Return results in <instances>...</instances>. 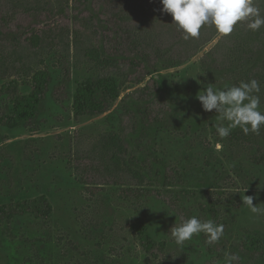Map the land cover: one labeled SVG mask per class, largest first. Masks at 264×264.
Wrapping results in <instances>:
<instances>
[{
  "label": "rangeland",
  "instance_id": "obj_1",
  "mask_svg": "<svg viewBox=\"0 0 264 264\" xmlns=\"http://www.w3.org/2000/svg\"><path fill=\"white\" fill-rule=\"evenodd\" d=\"M87 10L86 15L94 19L100 29L106 27L100 23L101 17L96 10ZM71 18L22 17L16 24L24 29L33 27L46 30L54 28L55 24H69L71 27ZM218 40L206 46L185 65L161 70L120 94L116 105L136 88L144 87L150 79H154L158 83L154 99L163 96L169 102L170 113L167 114L166 123L170 131L180 136L189 132L186 139L169 134L161 137L155 133V127L140 125L135 135H123L124 139L131 140H127L126 145H119V148L127 149L129 155L151 161L154 146L157 154L167 149L168 152L163 155L165 162L170 161L180 174L184 173L180 177L184 176L185 180L181 182L176 175L178 182L175 178L173 190L155 188L157 192L149 196L145 194L148 197L137 202L131 198L122 199L120 186L87 188L76 181L72 165L76 148L71 140L74 131L83 130L82 144L79 145L81 150L92 148L99 136L113 130L125 142L121 137V126L104 122V117L110 112L92 120H76L74 116L73 99L78 86L89 79L92 73L90 67L78 65L77 69L72 68V75L68 78L61 58L64 55L72 60L71 55L62 49H54L53 52L44 49L35 63L40 59L37 67L48 71L49 83L45 92L38 88L42 80H47L44 76L37 77L36 81L25 77L0 79V122L4 123L6 119L16 121L13 128L0 124V152L8 148L12 158L5 161L10 174H3V180V176H0V206L10 208L24 200L41 196L46 197L51 206L49 217L36 218L25 213L0 224V264H225L227 255L236 254L235 247L244 229L264 234V213L254 214L243 203V194L253 196V205L264 208V172L247 169L245 173H237L228 167L220 176L214 170L201 168L205 158L213 156L226 165L228 159L225 153H231L212 131L208 112L196 99V95L201 94L209 84L214 89L231 86L222 71L201 62ZM105 48L113 50L114 45L107 41ZM100 54L104 58L101 51ZM8 85L17 87L21 97L33 96L31 101L39 99L41 95L43 97L36 104L25 102L27 105L23 106L22 111L17 107L12 111L9 107L10 95L3 91ZM133 100L131 97L126 103L134 114L141 103ZM259 110L264 113V105H260ZM216 123L220 124L221 121L217 119ZM200 134L203 141H200ZM56 136L63 139H56ZM29 138L44 141L37 145L40 157L36 165L19 162L21 148L13 145ZM199 143L205 145V152L201 146H197ZM217 143L221 144L219 149ZM186 145H194V149L190 151ZM194 156L198 157L197 161L193 160ZM186 163H190V168ZM17 164L22 167H17ZM206 191H213L208 194L215 203L214 212H210V205L203 201ZM176 198L182 200L177 207L171 204V208H168L163 202L171 203ZM193 216L201 221L212 220L223 225V235L218 241L209 243L207 235L200 233L186 241L183 247L177 246L170 236V229ZM138 219L147 223L150 235L157 244L166 246L155 257L143 251L140 238L131 228ZM238 256L239 260L234 264H256L242 254Z\"/></svg>",
  "mask_w": 264,
  "mask_h": 264
},
{
  "label": "trees",
  "instance_id": "obj_2",
  "mask_svg": "<svg viewBox=\"0 0 264 264\" xmlns=\"http://www.w3.org/2000/svg\"><path fill=\"white\" fill-rule=\"evenodd\" d=\"M69 1L0 0L1 80L25 77L36 81L37 77L44 76L47 80H42L38 88L45 92L49 74L46 69L37 67L41 60L36 63L35 60L44 49L50 52L62 49L72 58L67 59L64 55L61 58L68 78L78 65H86L92 71L89 79L78 86L73 99L76 120L83 118L92 120L110 112L104 117V122L108 125L117 123L121 126L122 138L127 133L135 135L137 127L143 125L155 127V133L161 137L169 134L186 139L189 132L186 131L180 136L177 132L170 131L166 123L167 114L170 113L169 102L163 96L154 99L158 84L154 79H150L144 87L136 88L118 105L116 103L122 92L140 85L161 70L185 65L219 38L202 58V64H211L222 71L231 86H238L242 81L257 80L261 89L257 95L260 96V105H264V26L258 31H252L247 28V22H238L233 32L227 36L219 34L212 27L204 26L198 37L185 40L183 33L173 24L171 15L161 11L160 0H71V3ZM253 2L264 16V0ZM88 8L99 13L97 15L101 17L100 23L105 25V28L100 29L97 22L86 15ZM40 16L56 19L70 16L72 25L69 27V24H55L54 28L37 30L33 27L24 29L16 24L22 17L27 19ZM107 41L113 43V50L111 48L106 50ZM99 50L104 54V58ZM3 91L10 95L9 107L12 111L15 107L22 111L23 106L27 105L25 102L31 101L33 97H21L17 87L10 85ZM42 97L43 95L31 102L36 104ZM131 97L135 99L133 101L141 103L135 108L134 114L129 111L126 103ZM208 119L212 122V131L218 136L216 126L219 124L216 123L215 110L208 112ZM11 121L6 119L0 124L13 128L16 121L14 119ZM82 133L83 130H76L71 137L76 147L72 165L76 181L87 188H98L100 185L120 186L122 199L131 198L137 202L147 198L150 193L157 192L155 188L173 190L174 179L177 181V176L180 182L184 179V176L180 177L184 173L180 174L170 161L165 162L163 155L168 152L167 149L157 154V148L154 146L153 154H149L152 160L144 161L135 155H129L127 149L119 148V145H126L127 140L129 142L131 139L123 138L125 143L113 130L99 136L96 143L92 144L95 145L92 148L81 150L79 145L82 144ZM201 137L202 135L200 139ZM56 139L62 140L63 137L56 136ZM218 140L225 149L231 151L225 153L227 164L213 156L205 158L202 162L203 170H214L220 176L228 167L237 173H245L247 169L264 172V126L260 128L258 134L254 132L244 134L240 128H235L229 136ZM200 141H203V137ZM43 142L41 138H29L13 144L21 148L18 161L25 165H36L40 157L37 145ZM201 143L197 146H201V150L205 152L206 147L200 145ZM186 146L190 151L194 149V145ZM7 158L12 159L8 148L0 152L2 180L5 179L3 174L8 175L11 172L6 168ZM193 160L197 161L198 157L194 156ZM186 165L190 168V163ZM16 166L22 167L20 164ZM208 192L213 191H206L203 201L210 205V212H214L216 206ZM163 202L168 208H171V204H175V207L182 204L180 198L172 200L171 203L164 200ZM12 206L10 208L0 206L1 225L25 213L36 218L49 217L51 213V206L43 196L27 199ZM131 228L140 238L144 252L152 257L158 252H163L165 244H157L152 239L149 226L144 220H135ZM235 251L237 255L242 254L256 264H264V234L244 229Z\"/></svg>",
  "mask_w": 264,
  "mask_h": 264
},
{
  "label": "clouds",
  "instance_id": "obj_3",
  "mask_svg": "<svg viewBox=\"0 0 264 264\" xmlns=\"http://www.w3.org/2000/svg\"><path fill=\"white\" fill-rule=\"evenodd\" d=\"M160 3L161 11L171 15L173 24L183 33L185 40L198 37L204 26L212 27L224 36L231 34L238 22H247V28L252 31L264 26V16L253 0H160ZM260 90V84L255 79L223 89H214L209 84L201 94L196 95V99L205 112L215 110L217 119L221 121L216 126L220 138H226L235 128H240L244 134H258L264 126V113L259 110L261 100L257 95ZM216 147L219 149L221 144L217 143ZM253 199V196L243 194V203L252 213H264V208L253 205ZM223 231V225L212 220L201 221L193 216L178 226L174 225L169 233L175 244L183 247L186 241L200 233L207 235L209 243L216 242ZM238 260V255L229 254L225 264H234Z\"/></svg>",
  "mask_w": 264,
  "mask_h": 264
}]
</instances>
